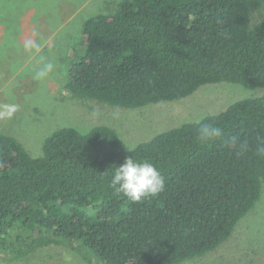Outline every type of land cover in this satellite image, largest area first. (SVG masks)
Returning <instances> with one entry per match:
<instances>
[{
	"label": "trees",
	"instance_id": "16d2710c",
	"mask_svg": "<svg viewBox=\"0 0 264 264\" xmlns=\"http://www.w3.org/2000/svg\"><path fill=\"white\" fill-rule=\"evenodd\" d=\"M69 49L63 91L113 108L178 102L222 83L264 89V0H121L115 12L87 19ZM198 122L222 127L224 138L199 142ZM233 137L247 141L248 151L237 155ZM260 146L264 94L130 149L104 124L59 128L35 156L0 133V256L74 244L103 264L202 258L260 202ZM129 156L157 167L161 193L135 202L114 192V167Z\"/></svg>",
	"mask_w": 264,
	"mask_h": 264
},
{
	"label": "rangeland",
	"instance_id": "374dc122",
	"mask_svg": "<svg viewBox=\"0 0 264 264\" xmlns=\"http://www.w3.org/2000/svg\"><path fill=\"white\" fill-rule=\"evenodd\" d=\"M121 0H0V106L15 104L11 117H0V133L20 140L38 155L43 142L64 126L87 132L98 125L118 130L130 149L170 128L218 114L232 104L264 94L236 84L207 85L178 102L142 109L113 108L75 99L64 92L71 57L69 47L81 38L84 22L115 12ZM261 20L256 14L254 22ZM39 44L40 53L27 49ZM41 57L51 60L54 74L34 79ZM0 264H103L74 244H52L22 259L0 256ZM185 264H264V184L260 202L216 251Z\"/></svg>",
	"mask_w": 264,
	"mask_h": 264
},
{
	"label": "clouds",
	"instance_id": "9594fccd",
	"mask_svg": "<svg viewBox=\"0 0 264 264\" xmlns=\"http://www.w3.org/2000/svg\"><path fill=\"white\" fill-rule=\"evenodd\" d=\"M26 47L37 55L41 51L39 44H29ZM55 69L56 66L51 60L41 57L40 67L34 72V79L42 81L54 74ZM16 111L15 104L2 105L0 106V117H11ZM198 123L197 140L199 142H216L224 138L225 132L222 127L212 123ZM228 143L237 155H242L249 149L248 142L237 137H233ZM258 151L264 154V146H260ZM114 169L110 186L116 194H122L132 201L138 202L149 196L157 195L165 188L163 176L157 167L148 161H138L133 156H129Z\"/></svg>",
	"mask_w": 264,
	"mask_h": 264
}]
</instances>
